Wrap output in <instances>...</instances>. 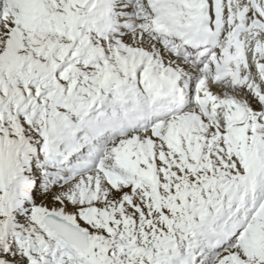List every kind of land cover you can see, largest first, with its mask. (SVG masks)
Listing matches in <instances>:
<instances>
[{
  "label": "snow or ice",
  "instance_id": "snow-or-ice-1",
  "mask_svg": "<svg viewBox=\"0 0 264 264\" xmlns=\"http://www.w3.org/2000/svg\"><path fill=\"white\" fill-rule=\"evenodd\" d=\"M0 264H264V0H0Z\"/></svg>",
  "mask_w": 264,
  "mask_h": 264
}]
</instances>
